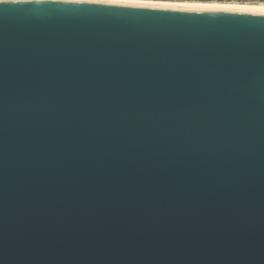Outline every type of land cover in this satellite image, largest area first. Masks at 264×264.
I'll list each match as a JSON object with an SVG mask.
<instances>
[{
	"label": "water",
	"instance_id": "95a60500",
	"mask_svg": "<svg viewBox=\"0 0 264 264\" xmlns=\"http://www.w3.org/2000/svg\"><path fill=\"white\" fill-rule=\"evenodd\" d=\"M0 1V264H264V16Z\"/></svg>",
	"mask_w": 264,
	"mask_h": 264
},
{
	"label": "clouds",
	"instance_id": "9594fccd",
	"mask_svg": "<svg viewBox=\"0 0 264 264\" xmlns=\"http://www.w3.org/2000/svg\"><path fill=\"white\" fill-rule=\"evenodd\" d=\"M9 2V0H7ZM70 3L92 4L106 7L152 8L186 13L209 12H256L264 14V0H255L260 7L238 8L230 6L235 0H68ZM33 4H50L46 0H35Z\"/></svg>",
	"mask_w": 264,
	"mask_h": 264
},
{
	"label": "bare ground",
	"instance_id": "6f19581e",
	"mask_svg": "<svg viewBox=\"0 0 264 264\" xmlns=\"http://www.w3.org/2000/svg\"><path fill=\"white\" fill-rule=\"evenodd\" d=\"M0 1H4V0H0ZM60 1H68V0H60ZM239 5V4H238ZM240 7H249V8H254V7H260V4H252V5H248V4H243V5H239ZM223 13H232V14H243V15H255V16H264V14H260V13H256V12H223Z\"/></svg>",
	"mask_w": 264,
	"mask_h": 264
},
{
	"label": "rangeland",
	"instance_id": "374dc122",
	"mask_svg": "<svg viewBox=\"0 0 264 264\" xmlns=\"http://www.w3.org/2000/svg\"><path fill=\"white\" fill-rule=\"evenodd\" d=\"M236 4L239 5H243V4H248V5H252V4H259L256 3L255 0H235Z\"/></svg>",
	"mask_w": 264,
	"mask_h": 264
},
{
	"label": "snow or ice",
	"instance_id": "6c2138e0",
	"mask_svg": "<svg viewBox=\"0 0 264 264\" xmlns=\"http://www.w3.org/2000/svg\"><path fill=\"white\" fill-rule=\"evenodd\" d=\"M230 6H234V7H238V8H249V7H247V6H245V7H240L238 4H232V5H230Z\"/></svg>",
	"mask_w": 264,
	"mask_h": 264
}]
</instances>
